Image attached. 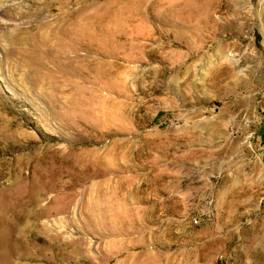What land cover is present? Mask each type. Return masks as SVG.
<instances>
[{"label":"rangeland","instance_id":"obj_1","mask_svg":"<svg viewBox=\"0 0 264 264\" xmlns=\"http://www.w3.org/2000/svg\"><path fill=\"white\" fill-rule=\"evenodd\" d=\"M4 260L264 264V0H0Z\"/></svg>","mask_w":264,"mask_h":264},{"label":"bare ground","instance_id":"obj_2","mask_svg":"<svg viewBox=\"0 0 264 264\" xmlns=\"http://www.w3.org/2000/svg\"><path fill=\"white\" fill-rule=\"evenodd\" d=\"M201 7V6H200ZM93 29V28H92ZM83 31V30H82ZM81 32V31H80ZM82 33V32H81ZM80 33V34H81ZM95 33V34H94ZM94 33H92L91 35H90V40H89V42L90 43H93V44H91V46H89V50L90 51H92V52H98V53H103V54H105V55H107V56H109V55H114L115 54V51H114V49H111V48H107L106 46H105V43L107 42V41H111V40H113V38H115L114 37V35H113V33H109L108 31H102V30H100V27L98 28L97 27V29L95 30V32ZM79 34V35H80ZM90 34V33H89ZM88 36V35H87ZM86 36V37H87ZM75 37V36H74ZM82 37V36H81ZM84 37V36H83ZM78 38L80 39V37L78 36ZM83 39V38H82ZM94 41V42H91V41ZM76 41V40H75ZM79 42V41H78ZM88 43V42H87ZM93 45V46H92ZM75 54H76V52H75ZM76 57V55L74 56V58ZM76 59H80L79 57H76ZM80 61V60H79ZM79 61H77L78 63H79ZM105 66V65H104ZM113 66V65H112ZM114 67V66H113ZM112 67V68H113ZM110 68H111V66H110ZM123 229V228H122ZM120 242V241H119ZM119 244V243H118ZM120 245V244H119ZM122 250V249H121ZM134 257V255L131 253H126L125 254V256H124V260L123 261H129L130 259H132ZM4 264H11L10 263V261H6V260H4ZM13 264V263H12Z\"/></svg>","mask_w":264,"mask_h":264}]
</instances>
